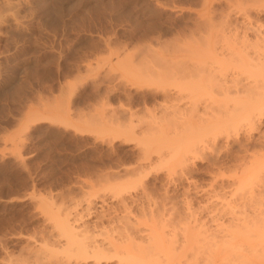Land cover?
Instances as JSON below:
<instances>
[{
    "label": "rangeland",
    "instance_id": "rangeland-1",
    "mask_svg": "<svg viewBox=\"0 0 264 264\" xmlns=\"http://www.w3.org/2000/svg\"><path fill=\"white\" fill-rule=\"evenodd\" d=\"M251 23L264 0H0V264H57L64 224L117 246L135 226L120 256L264 264Z\"/></svg>",
    "mask_w": 264,
    "mask_h": 264
},
{
    "label": "bare ground",
    "instance_id": "bare-ground-1",
    "mask_svg": "<svg viewBox=\"0 0 264 264\" xmlns=\"http://www.w3.org/2000/svg\"><path fill=\"white\" fill-rule=\"evenodd\" d=\"M254 24V25H253ZM251 23V26L253 27H249V28H252V30L254 29V31H256L257 30V37H256V43L257 44H259L260 46H261V48H260V53H262V54H257V60H262L263 59V61H264V53L262 52L263 50H264V31H261V29H260V27L261 26H259L257 23L255 24V23ZM249 26V25H248ZM248 28V29H249ZM260 34H263V35H260ZM256 44V46H258ZM259 52V51H258ZM257 52V53H258ZM253 60V59H252ZM254 60H255V58H254ZM235 79L237 80V82H236V84H235V88H236V92H241V91H246V94H247V92H249V94L251 95V99H252V97H253V93L255 92V94L254 95H256V93H258V95L259 96H256V97H253L254 99L253 100H262L261 99V96L260 95H262V94H260V92L263 90H261L260 92H259V90L258 91H253V89L254 90H256L255 88H257V87H260V85H261V87H262V81H263V79H262V81L260 80V82H261V84L259 83V80H257L256 81V83L255 82H253V83H255V84H251V82L250 83H247V84H243L242 85V83L239 81V78H237V77H235ZM254 81V80H253ZM260 85H259V84ZM239 85H242V87H239ZM237 86H238V88H237ZM248 86V87H247ZM263 86H264V84H263ZM227 89H229L230 87L229 86H225ZM244 88H246V89H244ZM263 88V87H262ZM258 89V88H257ZM252 92V93H251ZM262 93V92H261ZM249 94H248V97H249ZM243 97H246L247 98V100H248V97H247V95L246 96H244L243 95ZM259 97H260V99H259ZM239 100V99H238ZM255 106L257 105V104H254ZM162 134V133H161ZM160 134V135H161ZM147 141V140H146ZM144 145H145V143H144ZM141 173V172H140ZM137 181V180H136ZM137 182H139V181H137ZM135 183V182H134ZM134 183L132 184L131 183V187H133L132 185H134ZM120 184H122V183H120ZM123 184H124V182H123ZM136 184V183H135ZM136 186V185H135ZM127 187H129V184L127 185ZM131 187H129V188H131ZM120 188H122V185H120ZM119 188V189H120ZM135 188V187H134ZM129 190V189H128ZM120 192H121V190H119ZM119 191H118V193H119ZM123 191H125V192H127L126 190H123L122 189V192ZM143 195V194H142ZM146 198V197H145ZM125 199V198H124ZM149 200V199H148ZM121 201V200H120ZM123 201H125V200H123ZM142 202V201H141ZM147 203V202H146ZM122 204V203H121ZM123 205V204H122ZM129 206V205H128ZM127 206V203H125V206L123 205V208H125V209H123V212L122 213H124V211L128 208V209H130L129 207ZM127 207V208H126ZM144 207V206H143ZM145 208V207H144ZM127 209V210H128ZM120 210V209H119ZM127 210H126V212L125 213H127ZM132 210V209H131ZM264 210V209H263ZM118 211V210H117ZM144 212V211H143ZM260 212V211H259ZM263 213V212H262ZM131 214H132V212H131ZM260 214V213H259ZM124 215H126V214H124ZM129 215V214H128ZM123 218H125V219H127V216L126 217H124V216H122ZM130 217H131V215H130ZM130 217L128 218L129 220H130ZM115 218V217H114ZM117 219H118V216H117ZM119 219L121 220V216L119 217ZM124 219V220H125ZM256 219V218H255ZM123 220V224H127V223H125V221ZM133 220V219H132ZM68 221V220H67ZM119 221V220H118ZM117 221V222H118ZM261 221V220H260ZM260 221H258V223L260 222ZM263 221V220H262ZM260 222V223H262L263 225H264V222ZM116 222V221H115ZM116 222V223H117ZM121 222H122V220H121ZM126 222H128V220H126ZM131 220H130V224H129V226L131 225ZM244 222V221H243ZM246 222V221H245ZM248 222V221H247ZM68 223H69V221H68ZM119 223H120V221H119ZM133 223H135V222H133ZM137 223V222H136ZM249 223H250V221H249ZM101 224V223H100ZM122 224V223H121ZM245 224H247V223H245ZM111 225H112V223H111ZM113 225H114V223H113ZM117 225H118V223H117ZM133 225V224H132ZM63 229H61L62 231H61V233H62V236L66 239V241L64 242L65 244H64V246L65 247H61V250H60V253L59 252H57L56 250V253L58 254L59 253V255L61 254V253H63L64 254V257L62 258H60V259H58V263L57 264H68V262L67 261H71V259H72V257H74V260L73 261H75L76 262V264H88L87 263V260L88 259H91V261L93 260V261H96V263L98 264V263H101V259H103L104 257H108V256H116V257H119L120 256V252H121V250H120V248L124 245V247H125V245H126V243H127V241L130 239V238H132L133 237V234L132 233H130V231H132L134 228H135V226H134V228L131 230L130 229V227H128V226H122L121 228H119L118 226H113L114 228L115 227H117V229L119 228V229H125V227H127V228H129V229H125L124 231H125V233H126V231H127V234H129V235H127V236H125L124 235V237H123V239H125V240H127L126 242H125V240H124V242H125V244H123V243H118L119 245L117 246V245H114V244H112V242H111V238H113V237H111L109 240V242H108V244H107V242L105 243L104 241V243L105 244H107V245H104L103 244V242H102V240L100 241V242H102L101 244H100V242H99V244H98V241L95 239L96 238V236L94 237L92 234H91V232L89 233V235H88V233H85L84 231H82V232H84V236L82 237V238H80L81 237V235L79 236L78 235V232L77 231H75L74 229H75V227H72V225L70 226L69 224L67 225V224H64L63 226ZM72 227V228H71ZM133 227V226H132ZM97 228V227H96ZM109 228H111V226H109ZM108 228V229H109ZM114 228H112V231L114 232H116V230H113ZM123 229H122V232H123ZM83 230V229H82ZM87 231H92V230H88V229H86ZM85 230V231H86ZM104 230V229H103ZM128 230H130L129 232H128ZM136 230V229H135ZM138 230V229H137ZM86 231V232H87ZM100 231L101 232H99V234L100 235H107L108 233H107V231H109L110 232V230H106L105 229V232L107 233V234H105L104 233V231H102L101 229H100ZM118 231V230H117ZM120 232L121 231H118V233L120 234ZM121 232V235L120 236H123L122 233ZM59 233V232H58ZM93 233V232H92ZM103 233V234H102ZM118 233H116L117 235H118ZM134 233H136V232H134ZM113 234V233H112ZM130 234H132L131 236H130ZM138 234V233H137ZM85 235H87V236H85ZM90 235H92L91 236V238H93V239H91L89 236ZM94 235H95V233H94ZM110 235V234H109ZM135 235V234H134ZM259 235H260V233H259ZM59 236V235H58ZM130 236V238L128 239L127 237H129ZM149 236H150V234H149ZM262 236V235H261ZM260 236V237H261ZM61 237V236H60ZM107 237V236H106ZM106 237H105V239H106ZM126 237V238H125ZM119 238V237H118ZM122 238V237H121ZM147 238H148V236H147ZM151 238V237H150ZM122 239V240H123ZM190 239V238H189ZM121 240V239H120ZM121 240V241H122ZM133 240H135L134 238H133ZM132 240V241H133ZM150 240V239H149ZM191 240V239H190ZM106 241H108L107 239H106ZM113 241V243L115 242V240H112ZM120 241V242H121ZM130 241V243H133L132 241H131V239L129 240ZM128 241V242H129ZM189 241V240H188ZM141 242V241H140ZM154 242V241H153ZM190 242V241H189ZM192 242H194L193 241V239H192V241H191V243L190 244H188V245H191L192 244ZM143 243V242H142ZM157 243V242H156ZM113 245V248L112 247H110V246H112ZM117 244V243H116ZM147 244V243H146ZM121 245V246H120ZM128 245V244H127ZM150 245V246H149ZM149 245L147 244V246L148 247H142L143 249H140V251H141V253H139L138 255L136 254V252H135V254L133 255V254H130V251H129V249L127 250L126 248H124V251H125V249L127 250V251H125V252H127V255H126V253H125V255H121L120 256V258H119V261H121V262H119V264H125V263H127V264H158L159 263V261L157 262V261H154L153 262V260H152V253L154 252H151V250L153 249H151L150 247H151V245H153V244H150L149 243ZM157 245H159V243L157 244ZM157 245H153L152 247H154V246H157ZM107 246V247H106ZM118 249V250H116V248ZM120 246V247H119ZM129 246V245H128ZM141 246V245H140ZM140 246H137V247H139L140 248ZM143 246V245H142ZM6 247V246H5ZM40 247H42V245L40 246ZM45 247V246H44ZM158 247V246H157ZM156 247V248H157ZM160 247V246H159ZM191 247V246H190ZM39 248V247H38ZM114 249L115 251H113L112 249ZM130 248V247H129ZM138 248V249H139ZM147 248H148V250H147ZM187 248H189V246L187 247ZM150 249V250H149ZM40 250H41V248H40ZM40 250H38L39 252H40V256H43L42 254H44V252H42V250H43V248H42V250L40 251ZM53 250V249H52ZM112 250V251H111ZM120 250V251H119ZM45 251V250H44ZM59 251V250H58ZM139 251V252H140ZM151 253H149V252ZM35 252V251H34ZM39 252H36V253H39ZM54 252V251H53ZM113 252V253H112ZM114 252H115V254H114ZM129 252V253H128ZM131 252H132V250H131ZM46 253V252H45ZM49 253H51V252H49ZM109 253H110V255H109ZM114 254V255H112V254ZM122 254H124L123 253V250H122V252H121ZM132 253H134V249H133V252ZM35 254V253H34ZM47 254V253H46ZM45 254V255H46ZM169 254H171V253H169ZM38 254L36 255V256H39ZM44 255V256H45ZM50 255V254H49ZM48 254H47V256H49ZM65 255L68 257H66L65 258ZM54 256H56V254H54ZM62 256V255H61ZM126 256V257H125ZM127 256L128 257H131V258H127ZM150 256H151V258H150ZM171 256V255H170ZM174 256V258L176 257L175 255H173ZM216 256H217V254H216ZM57 257V256H56ZM115 257V258H116ZM125 257V258H124ZM37 258V257H36ZM39 259H40V257H38ZM42 258V257H41ZM44 258V257H43ZM51 258H52V254H51ZM50 258V259H51ZM66 259V260H64V262H63V260H61V259ZM106 258L104 259V260H106ZM114 258V257H113ZM127 258V259H126ZM68 259V260H67ZM107 259H109V257L107 258ZM111 259V258H110ZM109 259V260H110ZM124 259V260H123ZM130 259V260H129ZM172 260V257L171 258H169V260ZM10 260V259H9ZM14 260H17V259H14ZM128 260V261H127ZM156 260V259H155ZM5 261H7V260H5ZM53 261V260H52ZM83 261V262H82ZM84 261H86V262H84ZM90 261V260H89ZM17 262H18V260H17ZM53 262H55V259H54V261ZM6 262H4V264H5ZM49 263V262H48ZM94 263V262H93ZM7 264V263H6ZM8 264H18V263H16V261L14 262V261H9L8 262ZM50 264H52V263H50ZM53 264H55V263H53ZM72 264H75V263H72ZM160 264V263H159Z\"/></svg>",
    "mask_w": 264,
    "mask_h": 264
}]
</instances>
